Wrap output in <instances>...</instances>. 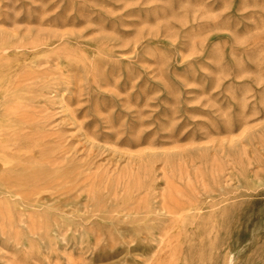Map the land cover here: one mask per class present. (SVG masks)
Masks as SVG:
<instances>
[{
	"label": "rangeland",
	"instance_id": "1",
	"mask_svg": "<svg viewBox=\"0 0 264 264\" xmlns=\"http://www.w3.org/2000/svg\"><path fill=\"white\" fill-rule=\"evenodd\" d=\"M0 264H264V0H0Z\"/></svg>",
	"mask_w": 264,
	"mask_h": 264
},
{
	"label": "bare ground",
	"instance_id": "2",
	"mask_svg": "<svg viewBox=\"0 0 264 264\" xmlns=\"http://www.w3.org/2000/svg\"><path fill=\"white\" fill-rule=\"evenodd\" d=\"M254 95H255V94H254ZM168 191H169V190H168ZM12 194H13V193H12ZM184 196H185V195H184ZM164 199H165V198H164ZM162 200H163V199H162ZM171 200H172V199H171ZM168 201H169V200H168ZM173 201H174V200H173ZM175 201H176V200H175ZM163 202H165V204L167 203L166 201H163ZM163 202H162V203H163ZM177 202H180V201H176V202H174V203L177 204ZM174 203H172V204H174ZM180 203H182V205L184 204L183 201L180 202ZM180 203H178V204H180ZM159 205L161 206L162 204H159ZM159 205H157V206H159ZM166 205H169V204H166ZM182 205H181V206H182ZM163 206H164V203H163ZM163 206H162V207H163ZM170 206H171V205H170ZM192 206H193V205H192ZM162 207H161V209H162ZM173 207H174V206H173ZM185 207H186V206H185ZM155 208H156V207H155ZM159 208H160V207H159ZM159 208H158V209H159ZM164 208H165V210H166V207H165V206H164ZM164 208H163V209H164ZM186 208H187V207H186ZM186 208H185V209H186ZM190 208H191V206H190ZM182 210H184V207H183ZM157 211H158V210H157ZM161 211H162V210H161ZM174 211H175V209H174ZM162 212H163V211H162ZM169 212H172V209H171V211H169ZM173 213H175V212H173ZM173 213H171V214H173ZM178 213H179V212H178ZM160 214H161V212H160ZM169 214H170V213H169ZM173 215H174V214H173ZM175 249H176V248H175ZM170 251H171V250H170ZM175 251H176V250H174V252H175ZM166 252H167V251H166ZM168 252H169V250H168ZM174 252H173V253H174ZM158 253H159V252H158ZM164 253H165V251H164ZM177 253H178V251H177ZM177 253H176V255H177ZM160 255H161V254H160ZM163 255H164V254H163ZM168 255H170L169 257H172V256H171L172 253H171V254H168ZM176 255H174V256H176ZM158 258H159V256H158ZM156 259H157V258H156ZM169 259H170V258H169ZM160 260H161V259H160Z\"/></svg>",
	"mask_w": 264,
	"mask_h": 264
}]
</instances>
